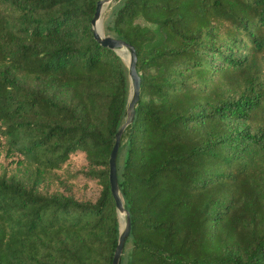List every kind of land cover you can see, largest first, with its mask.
I'll use <instances>...</instances> for the list:
<instances>
[{
    "label": "trees",
    "instance_id": "obj_1",
    "mask_svg": "<svg viewBox=\"0 0 264 264\" xmlns=\"http://www.w3.org/2000/svg\"><path fill=\"white\" fill-rule=\"evenodd\" d=\"M98 0H0V264H112L129 67ZM142 77L120 264H264V0H117Z\"/></svg>",
    "mask_w": 264,
    "mask_h": 264
},
{
    "label": "water",
    "instance_id": "obj_2",
    "mask_svg": "<svg viewBox=\"0 0 264 264\" xmlns=\"http://www.w3.org/2000/svg\"><path fill=\"white\" fill-rule=\"evenodd\" d=\"M115 1L117 0H98L96 10L94 12L91 22H92L94 35L100 43H102L103 45L109 48L114 49L122 57L123 55L120 53V51L126 50L129 52V61H126V59L124 57L123 58L127 62V65L129 67L131 92L126 107V118L116 133L115 144L111 151L110 161H109L111 189L116 202V208L120 220V234L114 252L112 264H120L126 238L131 232L132 220H131V213L125 205V200L119 184L117 158H118V153H119L123 134L126 128L130 124H132L135 119L136 106L141 96L142 77L138 72V68H137L138 52L136 46L133 43L123 38L105 33L104 21H103L104 11L107 6L114 3Z\"/></svg>",
    "mask_w": 264,
    "mask_h": 264
},
{
    "label": "bare ground",
    "instance_id": "obj_3",
    "mask_svg": "<svg viewBox=\"0 0 264 264\" xmlns=\"http://www.w3.org/2000/svg\"><path fill=\"white\" fill-rule=\"evenodd\" d=\"M120 53L123 55V57L126 59V61H129V52L126 50L120 51Z\"/></svg>",
    "mask_w": 264,
    "mask_h": 264
},
{
    "label": "rangeland",
    "instance_id": "obj_4",
    "mask_svg": "<svg viewBox=\"0 0 264 264\" xmlns=\"http://www.w3.org/2000/svg\"><path fill=\"white\" fill-rule=\"evenodd\" d=\"M112 4H113V3H112ZM110 5H111V4H110ZM107 11H109V7H108V6L106 7V9H105V11H104L103 21H104V18H105V15H106Z\"/></svg>",
    "mask_w": 264,
    "mask_h": 264
}]
</instances>
